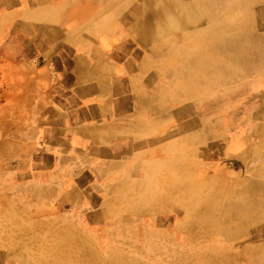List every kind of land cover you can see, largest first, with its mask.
<instances>
[{
	"label": "rangeland",
	"instance_id": "374dc122",
	"mask_svg": "<svg viewBox=\"0 0 264 264\" xmlns=\"http://www.w3.org/2000/svg\"><path fill=\"white\" fill-rule=\"evenodd\" d=\"M44 1L60 0L32 3ZM73 1L116 14L109 13L103 30L86 26L69 34L65 47L53 42L46 57L14 59L0 42V264H43L61 254L69 264H220L224 257L226 264H264V185L258 186L264 183V0H224L226 6L216 0L219 7L212 8L205 2L211 0ZM64 2L67 11L71 4ZM189 4L194 21L202 20L173 26L190 13ZM125 18L132 25L121 31ZM29 19L44 22L34 13ZM75 33L101 54L129 41L145 90H158L133 136L147 142L148 154L108 190L102 227L72 209L76 202L54 183L67 179H52L61 160L44 138V123L62 116L56 103L67 85L58 58L75 60ZM51 108L59 112L52 116ZM182 179L223 198L226 215L218 218L229 240L196 214L200 208L189 202ZM247 184L258 190L241 198Z\"/></svg>",
	"mask_w": 264,
	"mask_h": 264
},
{
	"label": "crops",
	"instance_id": "0c3cea01",
	"mask_svg": "<svg viewBox=\"0 0 264 264\" xmlns=\"http://www.w3.org/2000/svg\"><path fill=\"white\" fill-rule=\"evenodd\" d=\"M64 1L52 5L47 1L34 4L32 0H12L11 6L5 7V1L0 0V22L12 24V29L5 31L4 24L0 23L3 54L9 46L14 59L24 54L50 56L53 42L65 47L69 34L80 32L86 26L103 30L109 26V13L116 14V10L105 11L102 6L87 10L88 2L72 0H67L71 7L62 11ZM33 13L44 22H31L29 16ZM84 14L86 19L81 17ZM52 22L60 25L52 26ZM120 24L119 29L124 31L131 27V19L125 18ZM132 27L139 30L140 24ZM146 29L149 40L153 26L150 31ZM76 33L75 60L58 58L59 63L65 62L60 66L59 76L67 85L59 90L61 95L56 103L62 116L56 122L44 123L49 127L44 138L56 151L55 158L61 160L52 179H60L61 174L67 179L54 183L67 199L76 202L71 205L72 209L81 210L89 222L101 224L107 192L111 186L114 188L116 178L124 175L132 163L138 164L135 160L148 154L147 142L136 141L134 137L141 131L142 121L148 119L149 107L157 101L152 95L158 94V90H145L141 61L137 62L139 54L133 56L127 51L129 41L119 44L113 54H101L91 40ZM91 56L95 57L90 63ZM58 110L51 108L52 116Z\"/></svg>",
	"mask_w": 264,
	"mask_h": 264
},
{
	"label": "bare ground",
	"instance_id": "6f19581e",
	"mask_svg": "<svg viewBox=\"0 0 264 264\" xmlns=\"http://www.w3.org/2000/svg\"><path fill=\"white\" fill-rule=\"evenodd\" d=\"M213 1V2H212ZM206 2V7H219V4H225V2H227V0H220L219 4L217 5L216 0H211V1H205ZM227 4H225L226 6ZM171 6V5H170ZM173 9V6H171ZM186 9L190 12V13H185L183 14V17H178L177 19L174 20L173 22V26H177V27H181V26H188L191 25L192 22H196L201 19L202 17H200L199 19L196 18V20L194 21V17L193 16V6L190 7V4L186 7ZM220 12L219 14H221V8H219ZM197 13V12H196ZM223 13V12H222ZM207 19H209V16L207 17ZM199 22V21H198ZM211 24V23H210ZM213 24V23H212ZM219 25V24H218ZM218 25H211L210 27H218ZM194 60V59H193ZM197 60V59H195ZM202 60H199V62ZM196 62V61H195ZM205 69V68H204ZM181 185L184 187L183 189L188 193V200L189 202L195 206V207H199L200 209L198 210V213H196L199 216H203L204 218L206 217L209 220V224L208 225H212L213 229L216 227V231L215 234L217 235L216 237H220L222 239L220 240H224L227 241L229 240L230 236L228 234V230L223 227V223L221 221H219L220 219L218 218V216L221 217V215H224V213H222L223 208L226 209L227 206L222 207L223 204V198H221V196L219 195L218 197H214L212 196V194L209 193L208 188L206 187H202V186H197L195 183H193L190 187L188 186V180L187 179H182L181 180ZM262 185H264V183H260L258 186L262 187ZM264 187V186H263ZM246 190H242V192H239L238 194H240V197L243 198L244 195L242 193L246 192V191H250L253 188L247 184V187L245 188ZM254 191L258 190L257 188L253 189ZM217 191V189H216ZM215 191V192H216ZM215 192L213 194H215ZM217 194V193H216ZM222 202V204H220ZM225 205V203H224ZM227 205V204H226ZM228 211V210H226ZM230 212H233L234 210L230 209ZM264 211V210H263ZM225 212V211H224ZM261 212V211H260ZM248 214H250V211H247ZM226 215V214H225ZM224 215V216H225ZM210 216V218H209ZM223 216V217H224ZM228 216V215H227ZM226 216V217H227ZM213 217V218H212ZM243 218V217H242ZM198 226V224L196 223L195 225H189L190 229H194ZM95 251V250H94ZM55 254V253H54ZM52 255V254H50ZM52 258H54L55 261L53 260H48L47 258H43V264H63V263H67L69 264V256L61 254L59 256H51ZM202 257V256H201ZM206 259V258H205ZM202 260V259H201ZM228 261V258L224 257L221 258L219 260L220 264H226V262Z\"/></svg>",
	"mask_w": 264,
	"mask_h": 264
}]
</instances>
